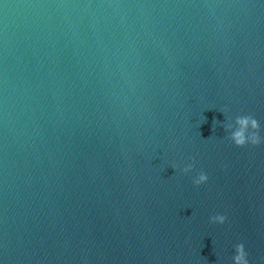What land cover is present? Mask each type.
<instances>
[{
  "label": "water",
  "instance_id": "95a60500",
  "mask_svg": "<svg viewBox=\"0 0 264 264\" xmlns=\"http://www.w3.org/2000/svg\"><path fill=\"white\" fill-rule=\"evenodd\" d=\"M241 114L264 136V0H0V264H264Z\"/></svg>",
  "mask_w": 264,
  "mask_h": 264
},
{
  "label": "clouds",
  "instance_id": "9594fccd",
  "mask_svg": "<svg viewBox=\"0 0 264 264\" xmlns=\"http://www.w3.org/2000/svg\"><path fill=\"white\" fill-rule=\"evenodd\" d=\"M226 131L229 133V139L237 146L243 147L248 144L260 145L264 142V136L261 135L260 121L252 114H241L235 116L234 123H227L224 125ZM194 159V158H193ZM194 168L193 164H188L183 171L190 172ZM209 179L207 173L201 171L197 177L194 178L196 185H201ZM213 223L223 224L227 220L224 214L213 215L211 218ZM248 252L243 242L235 246V255L233 256L234 264H250L248 259Z\"/></svg>",
  "mask_w": 264,
  "mask_h": 264
}]
</instances>
